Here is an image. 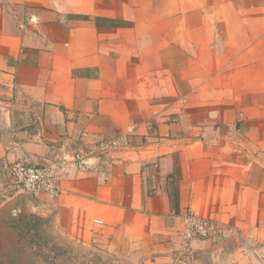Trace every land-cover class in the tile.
I'll use <instances>...</instances> for the list:
<instances>
[{"label":"crops","instance_id":"0c3cea01","mask_svg":"<svg viewBox=\"0 0 264 264\" xmlns=\"http://www.w3.org/2000/svg\"><path fill=\"white\" fill-rule=\"evenodd\" d=\"M127 130L58 195L5 168ZM33 223L118 264H264V0H0V232Z\"/></svg>","mask_w":264,"mask_h":264},{"label":"built area","instance_id":"2783aa9c","mask_svg":"<svg viewBox=\"0 0 264 264\" xmlns=\"http://www.w3.org/2000/svg\"><path fill=\"white\" fill-rule=\"evenodd\" d=\"M132 139V130H127L96 138L87 148L64 151L46 164L34 165L13 161L7 163L5 168L13 178L16 191L30 195L41 192L58 195L62 173L71 167L83 172L96 171L102 156L131 149L134 146ZM182 222V234L185 239L210 237L220 231V226L214 221L192 212L183 213Z\"/></svg>","mask_w":264,"mask_h":264},{"label":"trees","instance_id":"16d2710c","mask_svg":"<svg viewBox=\"0 0 264 264\" xmlns=\"http://www.w3.org/2000/svg\"><path fill=\"white\" fill-rule=\"evenodd\" d=\"M17 230L14 247L0 254V264H92V258L99 264L109 262L92 252L91 258H87L79 249L58 236L50 226H36L33 223L32 226H18Z\"/></svg>","mask_w":264,"mask_h":264},{"label":"rangeland","instance_id":"374dc122","mask_svg":"<svg viewBox=\"0 0 264 264\" xmlns=\"http://www.w3.org/2000/svg\"><path fill=\"white\" fill-rule=\"evenodd\" d=\"M20 194H24V193H21L20 192ZM16 216H18V222L20 224V222H21V216H22V209H21V211L19 213L15 214V216H13L14 217V221H16V218H15ZM17 227L18 226H6V229H3L0 232V254H2L4 252L11 251L13 249L14 244H15L16 239H17V232H18ZM218 233H216L215 235H217ZM74 248L79 249L83 254L86 255L87 258H91V255L90 254H92V253H95L96 254L97 253L100 256H102L103 259H108L109 262H110V263L108 262V264H118V263H116L114 261V259L112 257L107 256L105 253H100V252H98L96 250H92L90 248H85V247H78V246L76 247V246H74ZM92 260L94 261L92 264H94V263L95 264H99V263L95 262L96 261L95 258L94 259L92 258ZM73 261H75V260H73ZM39 264H43V262H40Z\"/></svg>","mask_w":264,"mask_h":264},{"label":"water","instance_id":"95a60500","mask_svg":"<svg viewBox=\"0 0 264 264\" xmlns=\"http://www.w3.org/2000/svg\"><path fill=\"white\" fill-rule=\"evenodd\" d=\"M20 205H21V200H19V204H18V206H16L15 210L12 211V212L14 213V212L19 211V210H20Z\"/></svg>","mask_w":264,"mask_h":264}]
</instances>
